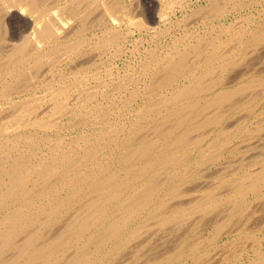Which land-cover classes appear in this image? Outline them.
Here are the masks:
<instances>
[{
    "label": "bare ground",
    "instance_id": "bare-ground-1",
    "mask_svg": "<svg viewBox=\"0 0 264 264\" xmlns=\"http://www.w3.org/2000/svg\"><path fill=\"white\" fill-rule=\"evenodd\" d=\"M0 264H264V0H0Z\"/></svg>",
    "mask_w": 264,
    "mask_h": 264
},
{
    "label": "rangeland",
    "instance_id": "rangeland-1",
    "mask_svg": "<svg viewBox=\"0 0 264 264\" xmlns=\"http://www.w3.org/2000/svg\"><path fill=\"white\" fill-rule=\"evenodd\" d=\"M199 2H201V3H202V2L205 3V0H199Z\"/></svg>",
    "mask_w": 264,
    "mask_h": 264
}]
</instances>
